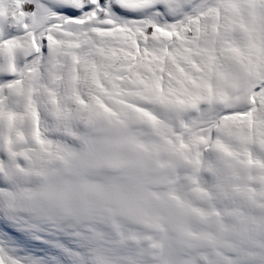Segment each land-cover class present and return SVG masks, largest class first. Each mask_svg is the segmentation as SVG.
Returning <instances> with one entry per match:
<instances>
[{
    "label": "snow or ice",
    "instance_id": "snow-or-ice-1",
    "mask_svg": "<svg viewBox=\"0 0 264 264\" xmlns=\"http://www.w3.org/2000/svg\"><path fill=\"white\" fill-rule=\"evenodd\" d=\"M82 86L264 164V0H0V109ZM49 223L0 209V264H47ZM238 240L243 264H264V220Z\"/></svg>",
    "mask_w": 264,
    "mask_h": 264
},
{
    "label": "rangeland",
    "instance_id": "rangeland-1",
    "mask_svg": "<svg viewBox=\"0 0 264 264\" xmlns=\"http://www.w3.org/2000/svg\"><path fill=\"white\" fill-rule=\"evenodd\" d=\"M244 17L249 26L258 27L259 12L251 6ZM73 90L78 99L70 101L69 106L61 104L65 89L51 92L38 104L30 103L23 109H0V169L8 182L0 183V209L14 206L51 221L46 227L56 237L52 241L56 252L47 264H243L247 250L220 230L242 228L247 234L254 233V213L230 197L233 192L253 189L254 184L251 178H228L206 166V161L212 163L211 156H206L210 145L196 143L203 140L199 136L203 128L191 131L186 139L175 134L172 141L176 146L167 148L170 161L181 154L184 161L199 160L201 169L192 174L174 170L169 178L158 180L149 188L139 224L134 226L118 212L121 200L116 187L83 180L72 171L59 174L62 165L69 168L75 161L78 145L72 138L78 131V120L84 119L81 113L77 117L68 114L79 109L91 94L102 103L92 89L82 86ZM53 103L59 110L57 118L51 111ZM28 122H33L37 146L27 143L32 136ZM132 139L149 143L137 134ZM222 143L235 157L240 156L227 142ZM7 154L15 160L14 167L29 172L25 182H17L15 170L6 167ZM251 164L264 168L258 158ZM229 186L232 188L228 192ZM256 195L253 190V197ZM177 212L185 215L184 223L174 221ZM213 220L219 222V230L212 227Z\"/></svg>",
    "mask_w": 264,
    "mask_h": 264
},
{
    "label": "bare ground",
    "instance_id": "bare-ground-1",
    "mask_svg": "<svg viewBox=\"0 0 264 264\" xmlns=\"http://www.w3.org/2000/svg\"><path fill=\"white\" fill-rule=\"evenodd\" d=\"M73 89H66L67 97L62 96V105L69 106L70 101L78 99L77 96H74ZM76 109L75 112L72 110L68 117H74L77 113H81V115L84 114V119L81 121L76 119L79 121L78 131L72 138V141L78 145L75 151V161L69 168L62 165L59 174L63 175L67 171H72L83 180L116 187L121 200L118 212L133 226L139 224L138 216L140 218L145 208L143 201L150 195L149 188L155 186L158 180L167 176L169 178L174 170H188L192 174V172L198 173L201 169L199 160L184 161L180 154L172 162L167 156L169 155L168 146H176V141H172V138L175 139V134L181 135V139L190 136L186 122L181 126L174 120L165 118L158 110L154 111L143 104H137L131 98L115 101L106 97L99 104L96 97L91 94L79 109L78 107ZM51 111L57 118L59 110L55 103L52 104ZM28 123L32 136L27 139V143L29 146H37L33 122ZM135 134L144 136L149 143L141 144L134 141L132 135ZM206 156L207 158L211 156L212 162L209 164V161H206V166L208 165L212 170L215 169L216 173L220 172L228 178L236 175L240 179H252L253 189L245 188L239 192H233L230 197L243 202L254 213L257 226L254 233L259 235L260 224L264 220V168L253 167L249 160L242 159L240 156L235 157L231 151L226 150L225 147H217L215 143L210 145ZM7 158L6 167L15 170L14 176L17 175V182H25L29 172L19 171L14 167L15 160L10 154H7ZM29 163L28 170H31L33 165L31 162ZM54 164L55 162L51 163V165ZM207 170L206 173H208ZM3 175L1 168L0 183L6 181L2 177ZM232 186H229L228 192ZM253 190L257 192L255 197H253ZM173 219L177 223H184L186 217L177 212ZM212 222V227L219 230V222L216 220ZM246 232L248 233L246 229L242 228L220 230L222 235L230 236L234 242L239 241L238 237L248 235ZM177 234L182 237L181 231Z\"/></svg>",
    "mask_w": 264,
    "mask_h": 264
}]
</instances>
